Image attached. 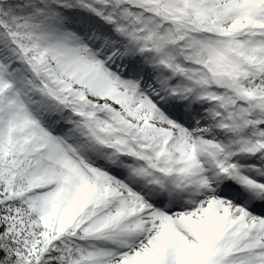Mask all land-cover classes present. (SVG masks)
<instances>
[{
    "label": "snow or ice",
    "instance_id": "obj_1",
    "mask_svg": "<svg viewBox=\"0 0 264 264\" xmlns=\"http://www.w3.org/2000/svg\"><path fill=\"white\" fill-rule=\"evenodd\" d=\"M0 264H264V0H0Z\"/></svg>",
    "mask_w": 264,
    "mask_h": 264
}]
</instances>
